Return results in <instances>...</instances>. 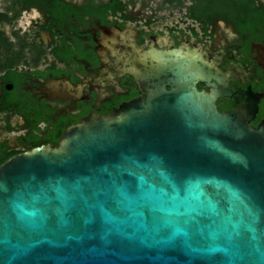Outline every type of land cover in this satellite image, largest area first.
<instances>
[{"label":"water","instance_id":"water-1","mask_svg":"<svg viewBox=\"0 0 264 264\" xmlns=\"http://www.w3.org/2000/svg\"><path fill=\"white\" fill-rule=\"evenodd\" d=\"M177 56L141 100L0 167V264H264V124Z\"/></svg>","mask_w":264,"mask_h":264},{"label":"flooded vegetation","instance_id":"flooded-vegetation-1","mask_svg":"<svg viewBox=\"0 0 264 264\" xmlns=\"http://www.w3.org/2000/svg\"><path fill=\"white\" fill-rule=\"evenodd\" d=\"M155 0H0V167L58 146L85 120L111 117L148 94L144 78L175 52L194 69L225 76L222 113L264 124V0H237L188 23L160 15ZM194 3L191 2L192 8ZM176 58V56H175ZM177 85L175 84V88ZM197 88L210 93L206 80Z\"/></svg>","mask_w":264,"mask_h":264},{"label":"trees","instance_id":"trees-1","mask_svg":"<svg viewBox=\"0 0 264 264\" xmlns=\"http://www.w3.org/2000/svg\"><path fill=\"white\" fill-rule=\"evenodd\" d=\"M187 2H193L194 6L192 8L187 6ZM165 4L186 9L188 12L187 15H190L194 19L209 17L220 12L219 10L235 13L238 9L237 0H165ZM0 37H2L4 41L3 51L14 54L15 50L8 45L6 33H2ZM1 50L2 48H0V51Z\"/></svg>","mask_w":264,"mask_h":264},{"label":"rangeland","instance_id":"rangeland-1","mask_svg":"<svg viewBox=\"0 0 264 264\" xmlns=\"http://www.w3.org/2000/svg\"><path fill=\"white\" fill-rule=\"evenodd\" d=\"M155 2L163 4L160 12L162 17L168 18L171 21L175 20V22H180L181 24L190 22L186 17L188 13L186 9H181L173 5H166L165 0H155ZM186 5L190 6L191 2H187Z\"/></svg>","mask_w":264,"mask_h":264}]
</instances>
